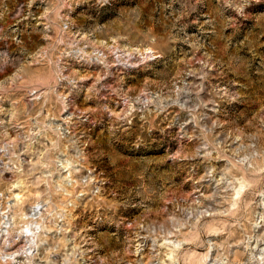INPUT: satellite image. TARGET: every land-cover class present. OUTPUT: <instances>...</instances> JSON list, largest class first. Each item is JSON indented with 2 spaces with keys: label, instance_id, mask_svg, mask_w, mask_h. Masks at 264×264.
Segmentation results:
<instances>
[{
  "label": "rangeland",
  "instance_id": "rangeland-1",
  "mask_svg": "<svg viewBox=\"0 0 264 264\" xmlns=\"http://www.w3.org/2000/svg\"><path fill=\"white\" fill-rule=\"evenodd\" d=\"M2 217L0 264H264V0H0Z\"/></svg>",
  "mask_w": 264,
  "mask_h": 264
},
{
  "label": "bare ground",
  "instance_id": "bare-ground-1",
  "mask_svg": "<svg viewBox=\"0 0 264 264\" xmlns=\"http://www.w3.org/2000/svg\"><path fill=\"white\" fill-rule=\"evenodd\" d=\"M15 197L17 198V199H20V196L18 195V194H16L15 195ZM41 213H40V211H37L36 210V208H35V206L31 209V211H30V213L29 214H23L24 216H23V218L24 219H26V220H28V219H30L29 221H26V231L27 232H30V235L32 236V237H35L36 235V232H35V228L34 227H32V225H35V227L36 226H38L39 225V221H37V219L39 218V215H40ZM2 225L0 226L1 227V229H3V228H7V222H9L8 221V219H4L3 217H2ZM23 220V219H22ZM9 224V223H8ZM31 226H30V225ZM9 228V227H8ZM6 231H7V229H6ZM35 235V236H34ZM31 237V238H32ZM29 238V237H28ZM34 240V239H33Z\"/></svg>",
  "mask_w": 264,
  "mask_h": 264
}]
</instances>
